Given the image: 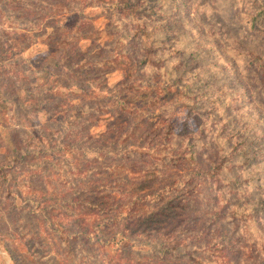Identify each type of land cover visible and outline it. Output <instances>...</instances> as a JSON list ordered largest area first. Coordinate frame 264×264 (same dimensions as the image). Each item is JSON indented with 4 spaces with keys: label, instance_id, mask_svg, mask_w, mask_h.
Wrapping results in <instances>:
<instances>
[{
    "label": "rangeland",
    "instance_id": "rangeland-1",
    "mask_svg": "<svg viewBox=\"0 0 264 264\" xmlns=\"http://www.w3.org/2000/svg\"><path fill=\"white\" fill-rule=\"evenodd\" d=\"M23 1L0 0V46L4 49L0 65L12 68L8 75L0 72V95L16 105L13 108L6 105V112L11 111L8 117H13L9 122L0 116V146H4L0 150V164L15 149L20 146L26 148V144L20 141L26 135L30 136L27 145L28 151H31L30 154H18L21 158L17 159L16 165L20 169L12 173L14 183L11 185L14 187L8 186L11 178L7 183L0 184V195L3 196L0 199V255L7 264H14L5 250L7 246L16 257L17 264H41L35 258V262L32 257L27 258L34 251H38L37 256L46 253L42 264H69L57 254L58 246L54 240L55 235L64 234L61 232L69 228L71 220L64 215V209L58 215L45 207L54 201L61 203V199L70 193H80L79 190L87 188L90 183L98 185L108 176H94L92 180L83 182L85 176L77 173L82 164L80 159L62 158L60 155L43 157L45 152H53L57 140L47 143L43 138L38 140L37 136L47 133L50 126L61 127L58 123L61 120H64L62 125L66 128V115L77 114L73 111L76 107L69 110L64 105L54 109L68 102L66 98L47 96L45 90L53 84L64 91L63 84L75 81L65 74V49L46 45L44 41L53 32L52 22L57 21L68 26L69 34L75 31L88 34L89 38L76 44L83 52L75 56V61L91 62L99 54L98 50L94 52L96 44H108L102 56H113L110 51L128 50L135 57L142 53L138 44L127 43L131 35L129 24L121 20L118 22L114 14L106 12L109 0H65L61 3L69 8H80V13L57 12L46 7L36 11L29 9ZM144 1L138 6L144 5L146 12L154 10V20L161 25L151 29L155 23L150 19L142 43L153 48L156 58L166 60L160 67H147L138 74L148 78L150 85L154 84L153 79L169 80V83L176 81L187 93V97L183 93L165 97L158 106L148 110L155 114L152 120L159 118L162 121L157 127L159 135L170 131V140L178 138L176 143L181 149L194 153L192 163L182 160L181 165L176 166L146 157V166L155 161L162 173L150 182L147 189L149 197L161 196L169 188L181 190L176 181L191 180L196 185L191 194L195 209L187 218L188 226L195 232L205 230L207 238L219 236L223 244L221 250L230 258L229 251L235 246L234 262L242 260L244 263L238 264H257L261 256L264 258V215H259V208L264 206V88L259 82L260 76L250 69L245 55L249 52L264 55V19L255 25L247 22V15L264 9V0ZM34 11L38 15L33 14ZM32 19L36 23L31 24L29 21ZM92 27L99 32L91 35ZM121 35L124 36L122 41L119 39ZM28 40L35 42L22 50ZM7 55L11 59L7 60ZM13 62L17 65L9 66ZM128 64L123 60L116 66L104 68L103 71L109 70L105 83L110 89L126 77ZM6 68L3 70L7 71ZM17 70L18 79L12 75ZM100 72L87 71V77L82 80L88 86L94 85L99 82L94 74ZM146 110L135 115L123 113L120 118L101 120L92 132L101 133L121 119L136 122ZM70 120L75 123L74 119ZM3 123L14 125L5 128ZM25 164L37 167L35 172L21 170L26 168ZM87 164L102 165L100 162ZM141 165L145 166L144 163ZM70 171L76 173V180H73ZM206 171H210L211 175ZM57 172L58 175L55 174ZM29 179L31 184H25ZM7 191H17L20 197H14V194L10 201H5ZM9 202L10 206L15 204L29 208L33 205L40 216L22 212L24 220L18 221L17 216L14 220ZM63 205L67 207L66 203ZM235 208L238 213L232 217L230 213ZM80 217L86 218L85 226L97 222L94 217L87 218L84 214ZM45 221L51 223L55 232L46 229ZM148 239L151 240V237ZM72 246H75L78 257H83L84 264H96L98 261L110 264L106 259L107 252L97 244L90 245L87 240L81 239L73 242ZM139 249L137 247L133 252L118 255L121 260L114 259L115 263H149L150 260L143 258ZM210 259L212 262L209 264H229L226 259ZM165 264L189 263L171 259Z\"/></svg>",
    "mask_w": 264,
    "mask_h": 264
},
{
    "label": "trees",
    "instance_id": "trees-1",
    "mask_svg": "<svg viewBox=\"0 0 264 264\" xmlns=\"http://www.w3.org/2000/svg\"><path fill=\"white\" fill-rule=\"evenodd\" d=\"M64 2L65 0L23 1L29 9L36 11H42L46 7L57 12H81V9L76 6L69 8V6L61 4ZM144 2V0H109L106 6V12L114 14L118 22L121 20L129 24L128 31L131 32V35L127 43L131 45L138 44L142 53L136 55V57L128 50L121 52L110 51L109 54L113 53V56H102L107 47H109L105 43L102 46L96 44L94 52L98 50L99 54L94 56L91 62L75 61L73 60L77 59L75 56L83 52V49L76 44L81 39L89 38L88 34H81L78 31H75L74 34H69L67 32L68 26L57 21L52 22L53 32L44 41L46 45L65 49L63 50L65 74L75 81V83L63 84L64 91L59 90L60 88L53 84L51 87L46 88L47 96L50 98H66L68 102L54 109H59L64 107V105L69 110L76 107L73 111L77 114H73L74 117L72 114L66 115L68 121L64 124L67 129L62 125L64 120H61L58 121L61 127L50 126L47 128L49 129L47 133L37 136L38 140L43 138L47 143L57 140L53 147V152L49 154L45 152L43 157L60 155L62 158L65 156L68 159H80L82 164L77 168V173L85 176L83 182L92 180L91 178L94 176H108L103 182H98V185L93 186L90 183L87 188L83 187L79 190L80 193L74 192V194L72 193L73 195L70 193L61 199V203L54 201L45 207L58 215H61L60 210L64 209V215L71 220L69 228H64L61 232L64 233L62 236L55 235V245L58 246L57 254L69 264H84L83 257H78L75 246H72V243L85 239L90 245L97 244L99 248L105 250L107 252V262L110 264L121 260L117 258L118 255L133 252V249L137 247L142 251V257L150 260L147 264H165L171 259L176 261L185 260L189 264H209V262H212L210 257L229 260L227 262L229 264L244 263L242 260L234 262L235 256L233 255L237 253L235 246H232L229 251L232 257L230 258L221 250V245L223 244L220 243L219 236L215 235L207 238L208 233L205 230L195 232L188 226L187 218L191 215L192 210L195 209L191 194L196 185H193L191 180L188 182L177 180L176 186L181 187V190L175 191L173 188H169L161 196L153 195L155 197H149V190L147 189L148 187L150 188V182H153L162 174L160 167L156 163L157 161L174 166L181 165L180 162L182 160L192 163L194 153L187 152L186 148L181 149L176 143L179 140L178 138L174 137L173 141L172 139L170 140V131L164 134L166 138H164V135H159L157 127L162 121L160 122L159 118L152 120L155 114L148 110L158 106L161 101L165 100V97H170L172 94L182 95V93L186 96L187 93L180 88H183V86L178 85L176 81L169 83V80L158 81L153 79L154 84L150 85L151 81L148 78L141 77L138 74V72H142L147 67L158 68L166 60L161 57L156 58L153 48L142 43L144 36H146V30L149 29L147 25L148 22L151 23L150 19L155 23V26H152L151 29L155 28L156 25L157 27L161 25V23H157L154 20V10L146 12L144 5L138 6ZM36 11L33 14H37ZM262 19H264L263 8L247 15V22L251 25H255ZM29 22L31 24L36 23L33 19ZM95 31L99 32V30L92 27V30H90L91 35H94ZM123 37L121 35L119 39L122 41L124 40ZM34 42L33 40L26 41L21 49H26ZM71 45L74 50H71ZM152 52L154 53L151 54ZM3 53L4 49L0 46V60L4 55ZM245 58L248 59L250 69L260 76L259 82L264 88V55L249 52L245 55ZM6 59L9 60L11 57L7 55ZM123 60L129 63L126 77L110 89L105 83V75L108 74L109 70H103L104 68H109V66H116L118 62ZM16 65L15 62L9 63V66ZM6 67L0 65V72L8 75V73L12 72V68L8 67V65ZM5 68L7 71L3 70ZM87 71H101L99 74H94V77L99 79V82L90 86L85 84L82 78L87 77ZM18 72L19 70L15 74L12 73L14 78L18 79ZM42 77H46V75ZM78 82L82 84H78ZM145 90L147 92L143 93ZM7 104L11 105L12 108L16 106L12 101L6 100L0 95V107H3L0 110V116L5 117V119L2 118L5 122L13 119L12 116L8 117L11 111L6 112ZM143 109H147V112H143L136 122L121 119L118 124L116 123L109 128L106 127L101 133L92 132V129L101 120L120 118L123 113L135 115ZM70 119H74L75 123L73 124ZM6 124L8 123H3V127L9 128L14 125V123H9L6 127ZM149 133L150 135H148ZM152 133L154 134L152 135ZM25 137H22L20 141L26 144V148L22 149L20 146L15 149V152H11L4 159V162L0 164V184L7 183L11 178V183L8 185L9 188L11 186L14 187V185H11L14 183L12 173L20 169L16 165L17 159L21 158L18 154L31 153V151H28L29 146L27 145L30 136L26 135ZM3 147L1 145L0 150ZM166 149L170 150L167 151ZM173 149L175 150L174 152L172 151ZM148 156L156 161L150 166H146L147 163L144 160ZM89 158L91 159L89 160ZM86 162H100L102 165L99 167L91 166V164ZM141 163H144L145 166H142ZM25 166L26 168H21V170L31 171L32 173L37 168L32 164H25ZM206 173L211 175L210 171H206ZM55 174L58 175L59 173ZM71 174L74 178L73 180H76V173ZM32 175L31 177H33ZM31 182L32 180L29 179L25 184H31ZM189 182L192 186H188L190 185ZM71 183L72 180L69 185ZM5 195L7 196L5 201H10L13 195L14 197H20L17 191H7ZM1 198L3 196L0 195ZM47 201L50 202L51 200L47 199ZM63 203H66L67 207ZM8 205L14 214V220L15 216H17L18 221L24 220L22 212H29L31 215L38 214L33 205L29 206V208L18 207L15 204L10 206V202ZM36 206L39 207V205ZM237 213L235 208L230 215L235 217ZM6 214L9 217L8 213ZM81 214L87 215V218L94 217L97 222L94 225L85 226L86 218H81ZM259 215H264V206L259 208ZM45 222L46 229L51 232L54 231L51 223L49 221ZM172 225L173 227L171 228ZM169 226L170 228H168ZM150 237L151 240L148 239ZM240 244L238 249H240ZM5 250L10 255L11 260L14 261V264H17L16 257L12 255L7 246ZM37 253L34 251L29 255L27 254V258H35L36 262L42 264V258L46 253L38 256ZM255 259L257 260V258ZM33 261L35 262L34 259ZM101 263L98 261L96 264ZM257 264H264L262 256Z\"/></svg>",
    "mask_w": 264,
    "mask_h": 264
},
{
    "label": "crops",
    "instance_id": "crops-1",
    "mask_svg": "<svg viewBox=\"0 0 264 264\" xmlns=\"http://www.w3.org/2000/svg\"><path fill=\"white\" fill-rule=\"evenodd\" d=\"M0 264H7V261L4 260V257L0 255Z\"/></svg>",
    "mask_w": 264,
    "mask_h": 264
}]
</instances>
